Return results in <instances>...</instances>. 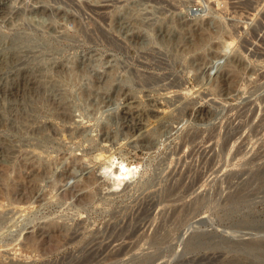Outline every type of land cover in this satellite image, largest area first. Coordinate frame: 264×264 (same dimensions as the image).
<instances>
[{
  "label": "rangeland",
  "instance_id": "rangeland-1",
  "mask_svg": "<svg viewBox=\"0 0 264 264\" xmlns=\"http://www.w3.org/2000/svg\"><path fill=\"white\" fill-rule=\"evenodd\" d=\"M263 171L264 0H0V264H255Z\"/></svg>",
  "mask_w": 264,
  "mask_h": 264
},
{
  "label": "bare ground",
  "instance_id": "bare-ground-1",
  "mask_svg": "<svg viewBox=\"0 0 264 264\" xmlns=\"http://www.w3.org/2000/svg\"><path fill=\"white\" fill-rule=\"evenodd\" d=\"M157 111H162V109H157ZM110 172L114 176L113 178L115 184L119 185L125 178L134 175V173L137 172V167L128 165L127 163H125V161L122 160H111ZM250 225H255L258 228L252 229L253 231L251 230L250 233L254 234L256 237L250 239L249 242L244 241L245 239L242 238L223 237L222 235L212 231H197L189 239L186 238L184 242L186 243V245L200 246L202 245L203 241H207V238H210V240L212 239L211 241L217 242L225 247L228 252H236L238 253L239 257L246 258L254 262L255 264H264V245L257 244L255 242L258 239L264 238V224H257L252 222L250 223ZM158 238L159 235H156L155 240L157 241ZM246 247H248V249H246Z\"/></svg>",
  "mask_w": 264,
  "mask_h": 264
},
{
  "label": "water",
  "instance_id": "water-1",
  "mask_svg": "<svg viewBox=\"0 0 264 264\" xmlns=\"http://www.w3.org/2000/svg\"><path fill=\"white\" fill-rule=\"evenodd\" d=\"M264 177V171L261 173L260 172V177ZM251 229H256L258 227H256L255 225H250ZM254 235V234H253ZM214 237V236H213ZM252 239V238H250ZM250 239H245L244 241L246 242H249ZM212 240V239H211ZM210 238L208 239L207 238V241H203L202 243V246H206V247H209V248H215V247H218V246H221V244L217 243V242H214V241H211ZM257 244H262L264 245V238L263 239H258L257 241H255Z\"/></svg>",
  "mask_w": 264,
  "mask_h": 264
}]
</instances>
